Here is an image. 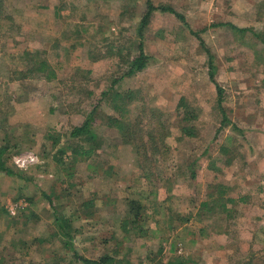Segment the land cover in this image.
<instances>
[{
    "label": "rangeland",
    "instance_id": "rangeland-1",
    "mask_svg": "<svg viewBox=\"0 0 264 264\" xmlns=\"http://www.w3.org/2000/svg\"><path fill=\"white\" fill-rule=\"evenodd\" d=\"M153 2L186 24L153 11L145 68L113 83L135 53L145 0H0V146L12 171L0 172V264H79L73 251L113 255V264H264V0ZM194 32L223 88L221 126ZM38 58L55 78L27 70ZM127 91L129 143L106 124L118 116L114 94ZM91 109L100 145L73 160L58 149L77 143L68 132ZM27 150L37 161L15 167L12 156ZM218 196L226 208L200 207ZM55 217L70 220L69 248Z\"/></svg>",
    "mask_w": 264,
    "mask_h": 264
},
{
    "label": "trees",
    "instance_id": "trees-1",
    "mask_svg": "<svg viewBox=\"0 0 264 264\" xmlns=\"http://www.w3.org/2000/svg\"><path fill=\"white\" fill-rule=\"evenodd\" d=\"M155 10L169 11L171 13H174L180 21L186 24L184 15L177 12V10L173 6L169 4H156L155 2H153V0H145V11L140 17L139 25L137 28V34H138L139 39L135 46V53L128 62L127 70L122 75L116 77L113 80V83L118 82L123 77L131 76L134 73L141 71L145 68L147 64V56L145 55L143 51L141 37L143 36L145 28L147 27L149 23L151 14ZM222 23L223 22H218L217 25L222 24ZM231 25L233 27H236L233 24ZM194 34H196L198 42L201 45V47L204 48V51L208 58V66H209L208 74H209V78L214 83L215 88H216L217 106H218V109L221 111V117H220V126H221L224 122L229 121L222 107L223 106L222 104L223 88L214 79V67L215 66H213L211 54L205 47H203V42L199 37V33L194 32ZM27 70L29 71L32 70V72L36 71L37 72L36 75H38L39 77H43L46 80L56 77L55 71L48 66L47 62L44 59H39V58L36 59L34 62H32V65L29 68H27ZM102 95L103 96L108 95L107 91H103ZM125 99L126 100L131 99V91H127L125 94H122V93H116V95L114 94L112 98V103L110 106L114 112L116 113L118 112V116L108 115L106 117V124L108 126H113L117 128L118 131L122 133L121 136L126 137L125 142L129 143L130 142V136H129L130 135L129 133L130 132V126H129L130 122L128 120L123 119L124 113L120 111L123 108V105L121 106L120 102H123ZM186 105H187V102L185 98L180 97L177 105L175 106V109L177 111L179 110L181 114L179 115L180 121L181 122L184 121V123H188L191 121V119L194 118L192 114L188 115L187 110H185ZM181 110H182V113H181ZM93 119L94 118L92 116V109H91L90 112H88L86 116L83 118V121L79 125L73 126L68 132L69 137L77 139V143L74 145H67L66 147L58 149V151L63 154L67 152V149H69L73 160H77L78 158H84V157L90 156L94 152L95 148H97V146L100 145V142L98 140L96 133L91 128V121ZM193 130H194L193 125L180 124L179 126L180 134L186 137L194 136ZM53 143H56V140H53ZM6 148H7L6 146H2V145L0 146V172L5 173V174H12L11 169L8 167L7 162L5 161L3 157L4 154L6 153ZM55 160L57 163H60L62 161L60 160V157H57V156L55 157ZM220 192H222V190H219L217 193H220ZM218 198L219 196L212 199L210 203L209 201H202L200 202L201 203L200 207H206L207 209H209L211 202H214V203L217 202ZM238 198L243 200L242 196H239ZM46 199L47 201H50L48 196H46ZM227 200H233V198L231 196H228ZM218 203L222 208L227 207L224 200L218 201ZM139 214L140 212L136 211L133 216L134 218H132L131 221H134V222L140 221L141 219L138 218ZM69 221H70L69 219H65L63 217L61 218L55 217V224L58 227V234L62 238L65 239L64 245L68 248L70 247L69 239L72 238V235L70 233L71 225ZM122 223H123L122 227L124 228L126 226V222L122 221ZM138 226L139 227L134 226V228L137 230H142L140 225ZM72 256H73V259L79 264H113L115 262V256L108 255L106 253H101L96 257H83L73 251ZM183 262H184L183 259L172 256V257L165 258L164 260L161 259L160 264H183Z\"/></svg>",
    "mask_w": 264,
    "mask_h": 264
},
{
    "label": "built area",
    "instance_id": "built-area-1",
    "mask_svg": "<svg viewBox=\"0 0 264 264\" xmlns=\"http://www.w3.org/2000/svg\"><path fill=\"white\" fill-rule=\"evenodd\" d=\"M37 159H38L37 155L31 150L20 151V152H16L12 156V163L14 164L15 167L25 168L28 165L36 162Z\"/></svg>",
    "mask_w": 264,
    "mask_h": 264
}]
</instances>
